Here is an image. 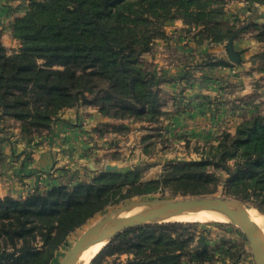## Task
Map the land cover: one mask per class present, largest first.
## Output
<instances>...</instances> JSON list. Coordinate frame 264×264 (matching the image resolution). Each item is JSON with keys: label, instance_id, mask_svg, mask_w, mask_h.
Returning <instances> with one entry per match:
<instances>
[{"label": "trees", "instance_id": "1", "mask_svg": "<svg viewBox=\"0 0 264 264\" xmlns=\"http://www.w3.org/2000/svg\"><path fill=\"white\" fill-rule=\"evenodd\" d=\"M224 1L31 0L11 23L20 47L8 53L0 39L1 113L21 121V132L29 136L50 129L61 111L81 99L121 117L123 112L156 113L153 87L160 79L138 63L139 56L163 25L177 18L206 26L215 41L228 39L234 29L223 32L222 12L214 7ZM244 1L253 10L255 4H264ZM253 25L262 28L258 37L264 40V21L241 26ZM219 63L230 64L226 59ZM219 187L264 213L263 116L242 121L234 133L223 132L218 144L197 160L167 163L157 178L141 179L136 167L101 170L90 181L71 187L58 184L22 198L0 197V264H50L68 233L107 205L158 190L199 195ZM196 224L131 227L112 237L92 260L183 264V258L192 255L189 245L194 236L189 230ZM123 254L126 258L120 259ZM195 257L198 262L210 259L207 246L195 251ZM107 258L111 261L105 262Z\"/></svg>", "mask_w": 264, "mask_h": 264}, {"label": "rangeland", "instance_id": "2", "mask_svg": "<svg viewBox=\"0 0 264 264\" xmlns=\"http://www.w3.org/2000/svg\"><path fill=\"white\" fill-rule=\"evenodd\" d=\"M22 2L23 0H0V39L8 53L20 47L19 40L12 34L11 23L16 16L23 14L31 0L21 4ZM255 5H257L255 10L251 9L244 0H225L219 5H214L222 12L220 20L224 25L223 32L228 29H239L234 37V46L236 49H245L240 64L229 61L224 50L227 38L215 41L206 26L195 25L180 18L167 21L163 25L162 31L151 40L149 49L138 58V63L144 69L153 72L156 78L160 79V82L153 87V91L157 93L156 113L131 116L123 112L121 117L113 113L105 114L100 111L98 105L80 100V103L94 109L98 115L114 120H129L105 122L94 127L92 133L95 132L109 139L111 153L118 152L116 142L118 139L135 135V145L131 147V153L138 148V153L144 155L135 159V164L126 168L140 169L141 179L159 177L167 163L171 161L199 159L203 153L209 152L211 146L218 144L223 132L234 133L239 123L254 115L264 117V40L258 37L262 28L255 25L245 28L241 26L244 23L249 24L250 21L258 23L264 21V4ZM3 29L6 32L5 36ZM6 34H9L10 40ZM174 38L178 40L180 38L179 41L175 40L179 44L172 45L171 49L174 50L173 53L183 56H163L165 45ZM188 39L198 45L194 50L199 49L198 51L191 53V47L186 43ZM221 59L228 60L230 64L219 63ZM171 69L176 73H172ZM86 96L90 98L92 95L87 93ZM115 109L117 108H111V111H116ZM180 114L191 115V119L199 114L203 120H208L190 121L193 122L192 125L187 126L184 121L176 120L177 117H182ZM10 120L16 121L21 130V121L3 115L0 110V134L4 131V127L11 124ZM2 135L4 134L2 133L0 138ZM229 165H232V161ZM118 169L124 168L111 170ZM218 174L220 175V172ZM221 176L224 177V173ZM210 194L239 199L225 195L220 187ZM192 196L196 195L173 194L166 189L107 205L83 225L68 233L50 264H59L67 250L89 225L124 203L136 200H174ZM241 201L250 205V212L258 218V221L264 218V213L253 203ZM197 223L189 230L194 236L189 245V252L192 255H186L183 264H255L248 239L238 226L223 222ZM259 231L263 240L264 231L260 225ZM205 245L210 259L198 262L195 251L202 250ZM125 258L126 254L120 257V259ZM92 259L90 264L100 262L94 263ZM105 260L110 262L111 258Z\"/></svg>", "mask_w": 264, "mask_h": 264}, {"label": "crops", "instance_id": "3", "mask_svg": "<svg viewBox=\"0 0 264 264\" xmlns=\"http://www.w3.org/2000/svg\"><path fill=\"white\" fill-rule=\"evenodd\" d=\"M25 1L23 0L21 4ZM4 33L6 32L3 29V36ZM6 36L10 40L9 34ZM175 40L178 39L168 41L166 49L162 51L163 56H183L173 53L172 45L179 44ZM192 42L189 39L186 41L191 47V53L199 50L194 51L198 45ZM171 72L176 73L174 69H171ZM180 115L182 117H177L176 120L184 121L187 126L192 125L193 122L190 121L208 120H203L199 114L194 115L193 119L191 115ZM11 120L9 121L11 124L3 128L4 135L0 138V196L22 198L35 191L43 192L58 184L72 186L79 181L88 182L107 166L126 168L135 164V159L144 155L138 153V148L131 153V147L135 145V135L118 139L116 141L118 152L111 153L109 139L92 133V129L94 131V127L108 121L129 120L103 117L80 102L61 111L50 129L39 135L29 136L21 132L16 121Z\"/></svg>", "mask_w": 264, "mask_h": 264}, {"label": "water", "instance_id": "4", "mask_svg": "<svg viewBox=\"0 0 264 264\" xmlns=\"http://www.w3.org/2000/svg\"><path fill=\"white\" fill-rule=\"evenodd\" d=\"M239 29H235L227 39L224 50L229 61L235 64L242 62L245 49H236L234 37ZM107 170H111L107 166ZM155 205L139 213L121 216L125 210L145 205ZM245 204L239 199L223 195L201 194L174 200H136L124 203L107 213L91 225L74 241L59 264H73L81 252L93 242L108 238L131 227L146 224L165 223L164 218L181 214L188 210H212L225 215L233 225L238 226L248 239L255 264H264V242L257 225L245 210ZM255 208V207H254Z\"/></svg>", "mask_w": 264, "mask_h": 264}, {"label": "bare ground", "instance_id": "5", "mask_svg": "<svg viewBox=\"0 0 264 264\" xmlns=\"http://www.w3.org/2000/svg\"><path fill=\"white\" fill-rule=\"evenodd\" d=\"M155 205H145V206H140V207H134L129 210H125L122 212L120 215H130L134 213H139L149 207H154ZM248 215H252L250 212V207L245 206L244 207ZM253 217L250 218L254 219L255 221L259 222L258 224L254 222L258 229L259 225L261 226L262 230L264 231V218H261L260 221H258V218L254 215ZM162 221H168V222H223V223H229L230 220L223 214L217 212V211H212V210H201V209H196V210H188L185 211L181 214L173 215L167 218H164ZM253 221V220H252ZM108 240V238H103L99 239L95 242H93L91 245H89L87 248H85L81 254L76 258L73 264H90L89 262L91 259L98 253V251L104 246L105 242ZM264 240V239H263ZM264 242V241H263Z\"/></svg>", "mask_w": 264, "mask_h": 264}]
</instances>
